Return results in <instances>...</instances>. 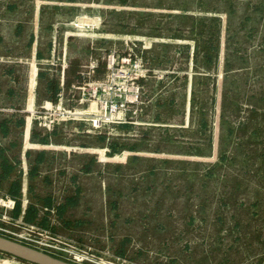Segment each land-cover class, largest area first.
<instances>
[{
	"label": "rangeland",
	"instance_id": "obj_1",
	"mask_svg": "<svg viewBox=\"0 0 264 264\" xmlns=\"http://www.w3.org/2000/svg\"><path fill=\"white\" fill-rule=\"evenodd\" d=\"M5 1L25 8L39 5L44 24L59 25L61 38L72 34L69 50L82 63L89 58L91 43L107 52L113 45L123 51L125 42L135 44L134 53L151 73L141 82V105L130 119V136L146 137L157 118L177 142H170L169 150L195 155L170 161L173 171L165 190L162 185L145 189L146 176H138L135 183L128 174L102 168L105 193L97 202H103L101 211L95 206L96 167L92 165L94 172L87 177L80 173L87 163L80 154L71 155L69 162L60 156L50 159L39 170L36 181L42 185L33 195L50 196L61 206L74 196L71 176H76V186L90 189L61 215L35 202L38 219L48 222V227L40 226L64 242L59 250L44 251L69 262L80 254V264H264V0ZM80 20L84 29L74 25ZM208 54L217 57L215 64ZM74 92L81 97L80 91ZM101 97L111 98L112 92ZM160 100L162 107L155 108ZM188 101L192 109L185 110ZM90 103L89 110H95L92 100L78 106L64 96L61 106L78 111ZM52 114L60 117L56 107ZM73 123L81 125L79 134L91 128L81 120L63 122L59 128L78 135L69 125ZM111 128L102 134L107 142L118 132V127L114 132ZM216 131L212 156L207 139ZM3 191L0 188V194ZM111 202L117 204L115 221ZM123 216L132 219L122 223ZM77 221L82 223L74 225ZM0 225L18 234L25 231L15 223ZM0 236L12 237L4 231ZM0 260L24 263L2 253Z\"/></svg>",
	"mask_w": 264,
	"mask_h": 264
},
{
	"label": "crops",
	"instance_id": "obj_2",
	"mask_svg": "<svg viewBox=\"0 0 264 264\" xmlns=\"http://www.w3.org/2000/svg\"><path fill=\"white\" fill-rule=\"evenodd\" d=\"M8 3L5 1L3 4V0H0V141H3L0 145V188L4 189V195L15 200L12 214L17 213L15 216L27 223L48 227L45 217L38 219V204L35 202H41L47 210L54 208L61 215L66 208L78 204L76 196L89 192L88 185L76 186V176H71L70 188L74 189V196L67 198L63 205L55 206L50 196L39 198L40 195L36 193L33 195V192L40 189L42 185L39 181L37 184L36 181L40 168L50 159L59 156L67 162L74 154H80L79 157L87 159V163H82L80 167V173L83 172L87 177L94 172L92 165L96 167V174H93L97 181L96 203L105 193L103 178L106 174L102 171L105 167L108 169L107 172L117 171L120 176L128 174L129 181L135 180V183L138 181V176H146L145 180L148 184L145 185V189L154 188L152 185L160 188L162 185L165 190L168 187V175L173 171L169 168L170 161H179L178 159L191 158L195 155L169 150L170 142L175 144L177 142L172 140L169 128H165L162 121L158 122L157 118L154 119V124L150 125L153 129L150 128L146 137L142 136V139L132 138L129 133L131 126L126 124L118 127V132L109 142L101 138L104 135L79 134L78 130H81L79 124H69L75 126L72 131L77 132L78 135H68L66 133L68 130L59 128V126L52 131L34 126L31 113L50 101L49 80L56 79L58 89L63 91L62 84L65 83V70L68 64L73 59H79L81 63L82 60L69 50L72 34L61 38L59 25L50 28V25L44 24L39 5L25 8L19 5H6ZM209 55H206V58L212 61V65L215 64L217 57L214 55L211 58ZM54 62L56 65H52ZM62 66L64 77L61 83L59 71ZM155 78L158 80L159 76ZM76 84L74 81L71 82L67 94ZM189 87L187 86V91L191 89L192 92L193 88L189 89ZM188 92L187 99L189 100ZM162 104L161 100L154 102V107L161 108ZM192 105L188 101L185 110L189 107L192 109ZM204 126L202 123L201 127ZM34 130L40 133L37 137H33ZM72 136H76L75 143L71 142L73 139L70 137ZM207 142L212 143L210 152L212 156H215L218 142L217 131L208 136ZM111 143L115 147L113 150L108 147ZM145 143L147 147H152L153 144L154 148L147 149ZM69 150L80 152H69ZM139 165L141 170H138ZM143 165L145 168H142ZM163 174L167 176L164 180L162 179ZM93 183H95L94 179H92ZM132 200L135 201V198ZM110 204V210L114 211L112 221H115L119 217L116 210L117 204L115 202ZM95 206L101 211L103 202ZM131 206L136 207L133 202ZM128 218L123 216L122 223H125ZM81 223L77 221L74 225ZM122 241L125 243L127 238H123ZM2 263L17 264L13 260H0V264Z\"/></svg>",
	"mask_w": 264,
	"mask_h": 264
},
{
	"label": "built area",
	"instance_id": "obj_3",
	"mask_svg": "<svg viewBox=\"0 0 264 264\" xmlns=\"http://www.w3.org/2000/svg\"><path fill=\"white\" fill-rule=\"evenodd\" d=\"M78 22L74 24L75 27L77 29H84L86 24L80 26ZM130 43L129 46L125 42V49L123 51H120L117 46L113 45L108 52L104 50L105 48L91 43L90 49L92 52H90L86 62L81 64V83L73 85L69 93L65 96L72 97V100L78 106L92 100V102H95V110H89L91 103L87 108L78 111L72 107L68 109L63 108L61 105L64 99V93L61 91L56 103L49 101L31 113V118L34 123L39 128L41 127L46 131H52L63 122L81 120L85 126L91 127L83 131L93 135L106 134L105 131L109 127H114L115 130L121 125L130 124V119L137 115L139 111L138 107L141 105V92L143 89L141 82L143 79H147L151 73L148 68L141 65L140 59L134 53V49L137 46L132 42ZM102 62L105 64V77L100 80L94 78V76L96 69ZM52 65H56V63L54 62ZM59 74L62 83L64 77L63 66ZM74 91H80L82 94L81 97L75 96ZM110 92H112L111 98L105 97L104 99V97H101L103 94L109 95ZM55 107L58 109L60 117L52 114V109ZM81 116L86 118L91 116V118L83 119L80 118ZM111 130L114 132L113 128ZM0 208V221L7 224L15 223L25 228L24 233L18 234L12 231L10 232L0 225V231H4L12 236L9 239L43 252H46L44 251L46 248L59 250V245L61 243L64 244L62 239L53 233L52 230L42 228L36 223H27L20 217H13L12 211L15 208V200L13 198L0 194ZM37 236H43L46 240L43 241ZM78 255L71 262L80 264L84 258L80 254ZM23 264L29 263L24 262Z\"/></svg>",
	"mask_w": 264,
	"mask_h": 264
},
{
	"label": "water",
	"instance_id": "obj_4",
	"mask_svg": "<svg viewBox=\"0 0 264 264\" xmlns=\"http://www.w3.org/2000/svg\"><path fill=\"white\" fill-rule=\"evenodd\" d=\"M0 253L29 264H75L3 236H0Z\"/></svg>",
	"mask_w": 264,
	"mask_h": 264
},
{
	"label": "trees",
	"instance_id": "obj_5",
	"mask_svg": "<svg viewBox=\"0 0 264 264\" xmlns=\"http://www.w3.org/2000/svg\"><path fill=\"white\" fill-rule=\"evenodd\" d=\"M89 49H90V47H89ZM90 52H92L91 49H90ZM81 64L82 63L80 62L79 59H73L68 64V68L65 70V83L63 85V87H64V89H63L64 95H67L68 86L71 84V82L74 81L77 84L81 83V76H80ZM104 73H105V64L102 62V63L99 64L98 68L96 69L94 78L99 79L101 77V75H103ZM48 90L51 93L50 101L53 102V103L57 102L58 99H59V93L61 91H60V89H58V85H57V80L56 79L49 80V82H48ZM32 134H33V137H37L40 133L34 130ZM101 138L106 141V136H101ZM113 145L114 144L111 143V144L108 145V147H110L113 150L115 148ZM15 191L16 190L14 189L13 192L15 193ZM16 214H14V215L12 214V216L13 217H17V216H15Z\"/></svg>",
	"mask_w": 264,
	"mask_h": 264
},
{
	"label": "bare ground",
	"instance_id": "obj_6",
	"mask_svg": "<svg viewBox=\"0 0 264 264\" xmlns=\"http://www.w3.org/2000/svg\"><path fill=\"white\" fill-rule=\"evenodd\" d=\"M79 25H80V26H83V25H84L83 21L80 20V21H79Z\"/></svg>",
	"mask_w": 264,
	"mask_h": 264
}]
</instances>
